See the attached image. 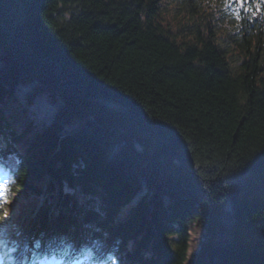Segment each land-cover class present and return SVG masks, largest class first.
<instances>
[{"label":"trees","instance_id":"16d2710c","mask_svg":"<svg viewBox=\"0 0 264 264\" xmlns=\"http://www.w3.org/2000/svg\"><path fill=\"white\" fill-rule=\"evenodd\" d=\"M252 3L0 0V264H264Z\"/></svg>","mask_w":264,"mask_h":264},{"label":"rangeland","instance_id":"374dc122","mask_svg":"<svg viewBox=\"0 0 264 264\" xmlns=\"http://www.w3.org/2000/svg\"><path fill=\"white\" fill-rule=\"evenodd\" d=\"M253 3H254V9L253 10H249L248 11V8L245 9L246 11H244L246 14H252V16H255L257 18L258 21H261V19L264 18V13L263 11L261 10V4H258V3H255V0H253ZM252 3V4H253ZM262 3H264V0H262ZM164 5L165 7L169 10V12L173 9V5L169 3V1H164ZM193 5V4H192ZM197 21V20H196ZM196 21L194 22V24H192L191 26H194V25H198L196 24ZM263 22H264V19H263ZM226 35H223V34H220L217 39H218V42L220 44H225L226 42ZM6 183V179H5V176L0 174V189L5 185Z\"/></svg>","mask_w":264,"mask_h":264},{"label":"snow or ice","instance_id":"6c2138e0","mask_svg":"<svg viewBox=\"0 0 264 264\" xmlns=\"http://www.w3.org/2000/svg\"><path fill=\"white\" fill-rule=\"evenodd\" d=\"M237 2H239V0H237ZM4 219V217L3 216H0V220H3Z\"/></svg>","mask_w":264,"mask_h":264}]
</instances>
